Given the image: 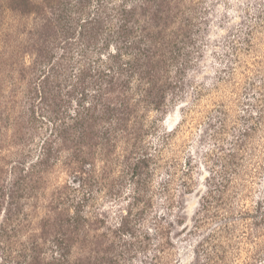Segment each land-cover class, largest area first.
<instances>
[{"label":"trees","instance_id":"trees-1","mask_svg":"<svg viewBox=\"0 0 264 264\" xmlns=\"http://www.w3.org/2000/svg\"><path fill=\"white\" fill-rule=\"evenodd\" d=\"M226 1L0 0V234L35 225L18 264H176L190 234L189 264H256L264 50L252 70L239 57L257 52L264 0L242 2L216 75L190 78ZM235 65L253 72L220 96Z\"/></svg>","mask_w":264,"mask_h":264},{"label":"rangeland","instance_id":"rangeland-1","mask_svg":"<svg viewBox=\"0 0 264 264\" xmlns=\"http://www.w3.org/2000/svg\"><path fill=\"white\" fill-rule=\"evenodd\" d=\"M246 0H231V2L220 3L216 9V13L213 14L212 24L209 30V38L207 44V51L204 59L200 65L190 73V78L199 77L204 81H210L215 75L219 66L222 64L221 59L215 54V50H220L223 40L228 31L234 28L237 24L242 22L243 16V4ZM253 3V2H252ZM257 52L248 53L247 51L240 55V59L247 63L252 70L256 68L255 61L262 59L264 50V36H261L260 40L256 42ZM253 71H249L242 67L236 66L234 68V74L229 83L220 84L218 94L220 96L234 97L233 92L242 85L245 75H251ZM179 119L178 110H171L165 118V126L167 129L174 126ZM264 129V123L262 124ZM197 129H188L180 137L179 142H185V149L183 150L181 157L186 156V149L189 146H196L197 142ZM264 130L262 131V166L264 167ZM1 154H4L3 150ZM64 175H61V179H64ZM262 191V255L257 260L256 264H264V169L262 171L261 183L256 185L257 191ZM198 196L196 192H192L185 197V215L188 227L191 226L192 216L194 210L197 207ZM105 208H112L115 210V204L104 203ZM4 219V212L0 210V225ZM35 229L34 221H29V218L19 217L9 221L3 229V233L0 234V264H18L23 260V253L25 248L28 247L27 238ZM196 236L194 234L186 235L179 238L178 247L179 251L176 258L178 262L176 264H189L192 260L193 244L195 243ZM244 257L245 254L243 253Z\"/></svg>","mask_w":264,"mask_h":264},{"label":"water","instance_id":"water-1","mask_svg":"<svg viewBox=\"0 0 264 264\" xmlns=\"http://www.w3.org/2000/svg\"><path fill=\"white\" fill-rule=\"evenodd\" d=\"M198 196V195H197Z\"/></svg>","mask_w":264,"mask_h":264}]
</instances>
